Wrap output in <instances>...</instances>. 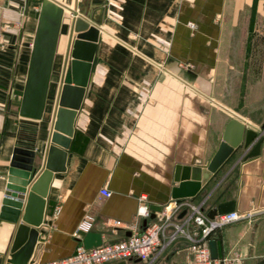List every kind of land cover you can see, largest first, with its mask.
<instances>
[{
  "label": "crops",
  "instance_id": "obj_1",
  "mask_svg": "<svg viewBox=\"0 0 264 264\" xmlns=\"http://www.w3.org/2000/svg\"><path fill=\"white\" fill-rule=\"evenodd\" d=\"M55 1L64 8L45 106L40 119L26 122L18 107L40 0H0L5 43L0 50V206L14 145L40 155L46 148L70 11L80 14L81 0ZM82 6L90 23L100 18L90 78L64 169L53 172L48 183L43 223L27 264L71 254L84 218L90 225L83 230L100 233L102 243L117 242L140 231L143 221L156 219L157 212L149 217V206L163 208L172 201L200 204L205 214L233 201L232 210L251 212L249 219L217 229L209 239L216 257L227 259L222 264H264V138L255 156L244 158L241 149L231 153L194 198H171L178 184L175 166L204 165L234 116L243 129H260L264 136V102L255 93L239 107L226 98L228 58H255L244 48H253L258 35L264 45V0H83ZM244 73L247 79L258 77ZM24 126L30 144L18 137ZM103 186L107 197L98 194ZM139 195L145 196L141 202ZM139 206L147 213H138ZM182 211L184 206L176 216ZM191 245L177 235L149 261L132 258L125 264H190Z\"/></svg>",
  "mask_w": 264,
  "mask_h": 264
},
{
  "label": "water",
  "instance_id": "obj_2",
  "mask_svg": "<svg viewBox=\"0 0 264 264\" xmlns=\"http://www.w3.org/2000/svg\"><path fill=\"white\" fill-rule=\"evenodd\" d=\"M79 3L80 14L70 11L72 16L64 50L62 74L52 100L46 148L40 155L29 146L16 143L11 152L6 189L0 206V229L3 230L0 235V264L31 263L28 259L39 232L38 227L43 223L44 198L48 183L53 172H61L64 169L76 111L90 78L91 62L99 32L97 25L100 22V18H91L92 23L85 19L90 15L82 6L83 0ZM63 8V5L55 0H40L18 107V114L23 121L32 122L42 116ZM67 60L68 69L65 70ZM235 117L227 122L216 150L204 165L175 166L173 178L178 184L172 189L171 198H194L226 158L236 150H245L244 158L257 155L264 138L261 130L243 129ZM232 126L238 128L236 141L227 137ZM55 152L58 155L51 158ZM38 163L40 167L35 171ZM148 209L149 217L153 218L161 207L152 205ZM232 209L233 201L222 202L209 209L206 216L212 218ZM183 213L184 211L180 212L179 217ZM144 225L145 221L142 222V226ZM77 234L84 248L102 243L98 232L77 230ZM207 244L210 257L216 258L214 240L208 239Z\"/></svg>",
  "mask_w": 264,
  "mask_h": 264
},
{
  "label": "built area",
  "instance_id": "obj_3",
  "mask_svg": "<svg viewBox=\"0 0 264 264\" xmlns=\"http://www.w3.org/2000/svg\"><path fill=\"white\" fill-rule=\"evenodd\" d=\"M187 25L192 26L190 22ZM4 49L5 43L1 38L0 50ZM98 194L100 197H107L109 191L103 186ZM144 198V195H139V202ZM180 206H184L186 212L177 217ZM137 212L147 213L145 206H139ZM157 213L159 215L156 219L147 222L140 231H133L120 241L101 243L90 248H84L78 243L71 254L39 264H111L126 262L132 258L147 262L157 256L177 235L183 236L192 244L190 264H222L226 258H211L209 255L207 242L210 234L236 220L249 219L251 216V212L239 213L231 210L208 218L202 212L200 204L180 201H172ZM89 225L90 218H84L77 230H83ZM190 225L193 229H189Z\"/></svg>",
  "mask_w": 264,
  "mask_h": 264
},
{
  "label": "rangeland",
  "instance_id": "obj_4",
  "mask_svg": "<svg viewBox=\"0 0 264 264\" xmlns=\"http://www.w3.org/2000/svg\"><path fill=\"white\" fill-rule=\"evenodd\" d=\"M258 36L255 38L256 45H254L253 48H244V51L247 50V52H251L252 50V52L256 54L255 58H228V65H230V67H228V76L226 79V98L227 102L236 107L244 103L243 100H245V96H254V93L259 102H264V58L261 57V54L264 52V45H262V35ZM257 38L259 39L257 40ZM247 43L248 41L246 40L245 44ZM237 70L243 73H239ZM246 71L253 72V74L256 73L255 75L258 77L252 79L244 78V72Z\"/></svg>",
  "mask_w": 264,
  "mask_h": 264
},
{
  "label": "trees",
  "instance_id": "obj_5",
  "mask_svg": "<svg viewBox=\"0 0 264 264\" xmlns=\"http://www.w3.org/2000/svg\"><path fill=\"white\" fill-rule=\"evenodd\" d=\"M18 137L21 140H24L25 144H30L32 135H31V132L29 131V127L24 126V129L20 130Z\"/></svg>",
  "mask_w": 264,
  "mask_h": 264
},
{
  "label": "bare ground",
  "instance_id": "obj_6",
  "mask_svg": "<svg viewBox=\"0 0 264 264\" xmlns=\"http://www.w3.org/2000/svg\"><path fill=\"white\" fill-rule=\"evenodd\" d=\"M57 2H58V1H57ZM58 3H59V2H58ZM233 125H234V124H233ZM238 133H239V132H238V128L235 127V126H232V128H230V129L228 130L227 137H228L229 140L236 141V140H237ZM56 155H58L57 152L53 153V154L51 155V158L54 157V156H56ZM51 158H50V160H51V163H52V159H51Z\"/></svg>",
  "mask_w": 264,
  "mask_h": 264
}]
</instances>
